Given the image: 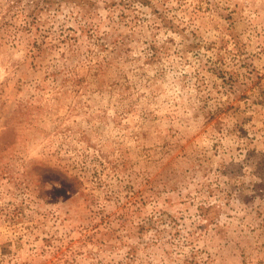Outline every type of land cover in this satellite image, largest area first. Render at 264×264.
Returning a JSON list of instances; mask_svg holds the SVG:
<instances>
[{
  "label": "rangeland",
  "instance_id": "374dc122",
  "mask_svg": "<svg viewBox=\"0 0 264 264\" xmlns=\"http://www.w3.org/2000/svg\"><path fill=\"white\" fill-rule=\"evenodd\" d=\"M0 264H264V0H0Z\"/></svg>",
  "mask_w": 264,
  "mask_h": 264
}]
</instances>
